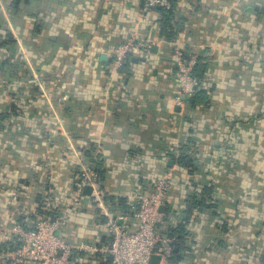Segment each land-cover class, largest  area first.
<instances>
[{
	"label": "crops",
	"instance_id": "1",
	"mask_svg": "<svg viewBox=\"0 0 264 264\" xmlns=\"http://www.w3.org/2000/svg\"><path fill=\"white\" fill-rule=\"evenodd\" d=\"M144 2L0 0V264H38L16 258L13 228L42 218L64 215L57 234L67 242L106 243L114 202L132 209L166 173L164 212L183 219L187 193L205 185L219 204L188 225L191 261L264 264V0H171L166 40L162 7L144 12ZM129 40L146 46L119 63L115 50ZM176 44L196 69L206 64L196 92L209 102L194 110L189 97L178 103ZM16 52L34 81L6 79ZM190 137L196 175L169 155ZM82 163L103 170V204L92 191L72 199ZM96 253L76 251L68 264H111Z\"/></svg>",
	"mask_w": 264,
	"mask_h": 264
},
{
	"label": "built area",
	"instance_id": "2",
	"mask_svg": "<svg viewBox=\"0 0 264 264\" xmlns=\"http://www.w3.org/2000/svg\"><path fill=\"white\" fill-rule=\"evenodd\" d=\"M144 12L157 6L171 8V0H144ZM142 42L126 41L119 44L115 55L121 63L129 54L137 55L145 47ZM173 61L176 65V76L179 81L178 103L191 97L199 86V79L195 76L197 59L187 57V53L180 44L173 50ZM34 81V80H32ZM170 173L164 174L156 180L153 188L137 194L136 204L132 205L134 217L138 220L136 229H129L125 218L121 215L108 213L106 228L109 240L96 246L87 242L71 243L57 234L59 225L65 223V216L56 218H42L32 228L15 225L13 232L18 236L20 245L14 255L19 261L33 260L38 264H68L76 251H97L109 254L114 264H150L154 254H160V264H168V258L173 250V238L162 231L165 212L162 206L172 185ZM101 177L95 166L82 163L80 176L75 183L72 199L79 200L84 194L86 186L92 187L91 195L103 204L100 189Z\"/></svg>",
	"mask_w": 264,
	"mask_h": 264
},
{
	"label": "trees",
	"instance_id": "3",
	"mask_svg": "<svg viewBox=\"0 0 264 264\" xmlns=\"http://www.w3.org/2000/svg\"><path fill=\"white\" fill-rule=\"evenodd\" d=\"M174 9L172 8H165L162 7L159 9V11L162 13L161 23L164 24L163 27V38L166 39H172L174 36L175 31H173V27L170 24L175 20L174 17ZM174 26V25H173ZM12 42V44H11ZM6 44H14V41L12 39L7 40L4 42ZM9 65L10 70L6 72V79L7 80H18V79H25L28 80L31 78L33 79L32 75V68L29 66L27 60H25V57L23 55H19L17 52L12 55L11 58L7 59L4 62V66ZM204 62H201L199 68L196 69L195 76L198 79L203 78L204 74V68H205ZM50 75H46L44 77V80L46 81H52L54 80V77H50ZM51 79V80H50ZM15 95V93H14ZM187 107L190 110H194L198 104L200 103H208L209 102V94L207 90H200L196 93H194L191 97H189L187 100ZM13 109H16V105L12 104ZM13 110V111H14ZM196 151H198L197 145L192 137H190L184 144L178 145L175 149L172 150V152L169 154L170 158L176 165L181 167H186L189 169L190 174L196 175L197 170L199 169V163H198V157H196ZM96 170L99 172V175L101 177V174L103 173L102 169H99L98 167H95ZM156 182V181H155ZM193 185L197 186L196 181L192 180ZM172 186V185H171ZM153 188V186H150V190ZM171 189V188H170ZM170 191V190H169ZM168 191V192H169ZM213 192L211 185H205L202 188H200V191L190 192L187 193L186 198V204H187V210L186 214L183 216L184 218H178L176 214H173V211L169 209L167 212H165V221L162 223V231L167 236L173 238V250L168 258L167 263L168 264H197L195 260L191 261L194 258L195 255V248H193V243L196 242L194 239V236L192 235V231L189 230V224L194 220L196 217L195 211L197 213H202L204 211H208L211 209H217L218 202L215 201L211 194ZM168 194V193H167ZM115 210L117 212H114L117 215H124L133 217L134 216V210L130 209L129 206L124 201H118L115 203ZM45 217H48L49 215H53L50 211L44 212ZM32 228V227H31ZM96 254L101 255L103 260H106V262H109L111 264H114L112 261V257L109 254L98 252Z\"/></svg>",
	"mask_w": 264,
	"mask_h": 264
},
{
	"label": "water",
	"instance_id": "4",
	"mask_svg": "<svg viewBox=\"0 0 264 264\" xmlns=\"http://www.w3.org/2000/svg\"><path fill=\"white\" fill-rule=\"evenodd\" d=\"M85 190L86 191H84V192H87L88 194H90L92 191V188L90 186H88L85 188ZM164 208H165V206L163 205L162 211H164ZM160 260H161L160 254H154L150 260V264H160Z\"/></svg>",
	"mask_w": 264,
	"mask_h": 264
}]
</instances>
